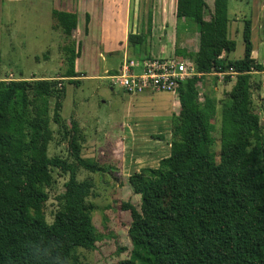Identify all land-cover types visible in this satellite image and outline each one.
Wrapping results in <instances>:
<instances>
[{"label": "trees", "instance_id": "trees-1", "mask_svg": "<svg viewBox=\"0 0 264 264\" xmlns=\"http://www.w3.org/2000/svg\"><path fill=\"white\" fill-rule=\"evenodd\" d=\"M206 10L205 0H176L177 24H194L199 40L196 54L177 50L175 59L188 58L202 77L178 85L179 113L171 119L169 156L127 180L140 206L121 205L130 216L129 248L117 264H264V162L256 147L260 119L251 103L252 75L264 73V67L253 58L250 20L242 31L243 57L231 61L227 55L236 45L228 38V0H213L209 19ZM53 15L57 29L72 40L77 16ZM151 20L148 13L147 31L127 37L139 57L148 54ZM79 50L80 44L77 57ZM68 61L65 73L50 80H0V264H75L76 249L93 251L101 240L86 204L93 186L76 179L75 166L91 174L100 170L82 158L84 140L77 124L70 122L75 131L69 134L61 116V82L77 85L82 77L73 57ZM230 70L235 81L222 105L216 153V103L205 96L199 104L198 87L203 77ZM51 121L63 131L72 162L49 158ZM53 169L69 178L48 225L44 209Z\"/></svg>", "mask_w": 264, "mask_h": 264}, {"label": "rangeland", "instance_id": "rangeland-1", "mask_svg": "<svg viewBox=\"0 0 264 264\" xmlns=\"http://www.w3.org/2000/svg\"><path fill=\"white\" fill-rule=\"evenodd\" d=\"M157 1L159 0H131L132 11L127 37L130 33L146 32L147 15L155 13L153 7ZM173 1L175 0H165L166 7L172 8ZM206 1L208 5L206 18L209 19L213 0ZM83 2L79 1L80 6L76 10L79 15V35L68 41L60 31L56 32L51 28L50 12L53 9L51 0H0V80H50L65 73L70 63L67 62L69 57L74 59V69L75 63L77 64L75 61H81L77 66L79 75L83 76V72L85 75L102 76L104 63L98 57L95 46H91L99 29L102 4L100 0ZM261 3L264 4L260 0H228V38L236 45L235 51L227 55L228 60L242 59L244 21L250 20L254 23V16L256 11L260 10ZM90 12L93 19L92 35L85 39L81 30L85 23V14ZM172 26L173 29L166 35L158 37L155 34L156 39L148 41L146 45L148 54L157 56L164 50L169 57H178L175 51H181L180 44L183 43L181 38L185 35L188 36V50L195 49L196 26L190 22L177 24L176 20ZM253 29L252 40L256 35V25ZM170 33L173 36L168 39ZM262 34L264 38V30ZM106 35L111 39L112 35L109 33ZM166 36L168 41L165 49H162L159 47V40H162L163 44ZM79 41L82 42L80 56L77 57ZM253 43L259 55V62L264 65V46L257 45L256 37ZM119 48L114 46L112 50ZM124 51L128 57H139L132 47H126ZM83 59L85 62L82 67ZM184 62L190 63L188 58ZM140 72V69L135 70L137 74ZM226 78L229 77L217 82L216 76L204 77L198 87L199 104L203 103L205 96L214 99L216 103L212 118L216 153L219 152L221 109L230 93H226V90L231 89V85L226 89L228 86ZM111 84L106 78H82L77 85L61 82L65 90L61 116L68 124L69 134L75 131V128H71L70 122L74 120L77 124V132L84 140L81 156L94 163L100 170L91 174L75 166L76 179L80 182L88 181L93 186L86 204L91 206L92 223L101 237L95 250L74 251L72 259L75 264H117L126 257L129 248L126 233L130 216L128 212L121 210V205L129 203L137 208L140 206L139 197L133 194L127 180L143 169L157 168L159 162L169 156L171 119L179 113L178 99L171 94L155 92L130 96L118 86ZM251 85L252 108L259 116L261 127V139L256 147L259 158L264 162V75L254 73ZM50 108L51 119L52 103ZM49 128L52 131L48 146L49 158L59 157L72 162L68 142L62 138L63 131L52 121ZM68 178V174L52 170L53 182L46 190L48 201L44 209L48 225L52 223L58 211V198L64 194Z\"/></svg>", "mask_w": 264, "mask_h": 264}, {"label": "crops", "instance_id": "crops-1", "mask_svg": "<svg viewBox=\"0 0 264 264\" xmlns=\"http://www.w3.org/2000/svg\"><path fill=\"white\" fill-rule=\"evenodd\" d=\"M79 1H82V3H84L83 1L85 0H51V2H53V9L50 12L51 15V28L54 29L57 32V23L55 20V16L53 15L54 11L57 12H66V13H73L77 16V29L74 33V38H76L79 35V31L80 29H78V20H79V15L77 13V7L80 6ZM101 1V12L99 14V29L97 30V36L96 39L92 42L91 46H95V51H97L98 57L103 61L104 65L102 68V76H95V75H85V73L82 72L83 76L82 78H89V79H102V78H106L108 80L109 76H112L113 73H116L122 66L123 61L127 60V61H135V62H141L144 60H154V59H169V58H175L174 56H168L166 55V51L161 50L160 54L157 56H154L152 54H147V56L145 57H135L131 58L128 57L126 52L124 51L126 49L127 46V33H128V25L130 24V13L132 11V7H131V0H100ZM206 1V0H205ZM264 0H260V2ZM92 2V0H91ZM99 2V1H98ZM175 2V3H174ZM207 4V1H206ZM261 8L259 11H256V14L254 16V23L251 21L252 23V29H251V42H252V46H253V58L256 60V62H258L259 64H261L263 67V63L259 62V55L256 52V49L254 47V43L253 40L256 37V42L257 45L260 47L261 45L264 46V38H263V34L262 31L264 30V4L261 3ZM92 8V3L90 4V9ZM175 9H176V0L173 1V6L172 8L169 6L168 8L166 7L165 4V0H159L156 3V6L153 7V12L155 11V13H153L152 15V20H151V30H150V38H149V42H152L153 39H156L154 37L155 34H157V36L162 37V35H166L167 33H169V31H171L173 29V23L174 20H176L175 18ZM213 9V4L211 7V11ZM82 10V9H81ZM207 10H208V5H207ZM206 10V12H207ZM89 16V23L86 25V23H84L81 33H83L84 38L87 39L90 37L91 34V29L93 26V19L91 16V12L88 14H85ZM106 18H108V20L106 21ZM112 19V20H111ZM166 21L168 23H166ZM256 25V35H254L253 40H252V31H254L253 28H255ZM228 29H229V25H228ZM60 31V30H58ZM147 31V29H146ZM61 33V31H60ZM107 33H109V35L111 36V39L106 37ZM141 34L142 32H138L137 34ZM87 35V37H86ZM197 35V46L195 47V49L193 50H188V42H187V35L183 36V38H181V40H183V43H181L180 41V45H181V51H184L186 54L188 55H193L196 54L198 51V40H199V36ZM116 36V38H115ZM171 33L168 36V39L170 38ZM122 37V38H120ZM167 36H166V41L162 44V40H159L160 42V46L162 47V49H165V45L168 41ZM80 42V41H79ZM82 42V41H81ZM81 42H80V46H81ZM115 44V45H114ZM114 46H119V49L116 50H112V48ZM183 46V48H182ZM95 53V52H93ZM133 55V54H132ZM257 58V59H256ZM187 58L183 59V61H185ZM190 63L192 64L191 60H189ZM77 62V64L75 63V69L76 72L78 73L77 70V66L78 63H80L81 61H75ZM84 59L81 63V65L83 64ZM83 67V65H82ZM80 73V71H79ZM264 75V73H261ZM205 77H215L214 74L211 75H207ZM56 78V77H55ZM82 78H79L82 80ZM204 78V77H203ZM202 78V79H203ZM1 80L4 82H10V81H15V80ZM229 80L227 81L228 86H226V89H228V87L231 85V89L234 85V81H235V76H229ZM217 82H219L217 80ZM230 89V90H231ZM230 90H226V93L230 92ZM214 100V99H213Z\"/></svg>", "mask_w": 264, "mask_h": 264}, {"label": "built area", "instance_id": "built-area-1", "mask_svg": "<svg viewBox=\"0 0 264 264\" xmlns=\"http://www.w3.org/2000/svg\"><path fill=\"white\" fill-rule=\"evenodd\" d=\"M140 69V73H135ZM218 81L226 76H234L232 70L228 73L214 74ZM193 64L176 61L175 58L144 60L142 62L124 60L121 68L108 80L113 86H118L128 95L144 93H168L177 98L180 83L192 78H201ZM9 81V80H8Z\"/></svg>", "mask_w": 264, "mask_h": 264}]
</instances>
